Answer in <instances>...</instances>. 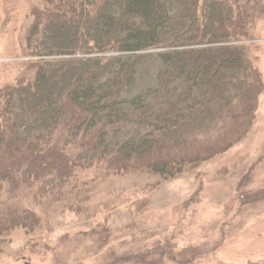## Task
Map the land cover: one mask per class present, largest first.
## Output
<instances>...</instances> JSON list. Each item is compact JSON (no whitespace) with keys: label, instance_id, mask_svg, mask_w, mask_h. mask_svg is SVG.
I'll list each match as a JSON object with an SVG mask.
<instances>
[{"label":"trees","instance_id":"trees-1","mask_svg":"<svg viewBox=\"0 0 264 264\" xmlns=\"http://www.w3.org/2000/svg\"><path fill=\"white\" fill-rule=\"evenodd\" d=\"M44 2L34 78L0 90V250L40 224L6 203L20 187L60 201L78 169L176 178L242 141L264 91L246 43L257 0Z\"/></svg>","mask_w":264,"mask_h":264},{"label":"rangeland","instance_id":"rangeland-1","mask_svg":"<svg viewBox=\"0 0 264 264\" xmlns=\"http://www.w3.org/2000/svg\"><path fill=\"white\" fill-rule=\"evenodd\" d=\"M248 53L264 80V0ZM44 0H0V90L33 79L26 36ZM113 53H109L111 55ZM200 132L210 126L202 115ZM209 128V127H208ZM207 128V129H208ZM62 200L22 186L11 206L40 217L8 234L0 264H264V91L251 132L226 153L164 180L78 169Z\"/></svg>","mask_w":264,"mask_h":264}]
</instances>
